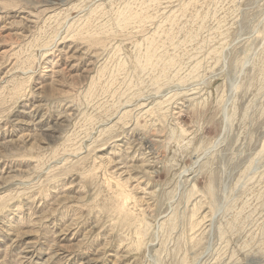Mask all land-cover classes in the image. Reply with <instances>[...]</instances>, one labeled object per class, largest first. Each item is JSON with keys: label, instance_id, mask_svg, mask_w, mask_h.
<instances>
[{"label": "rangeland", "instance_id": "obj_1", "mask_svg": "<svg viewBox=\"0 0 264 264\" xmlns=\"http://www.w3.org/2000/svg\"><path fill=\"white\" fill-rule=\"evenodd\" d=\"M137 1L0 0V264H264V0Z\"/></svg>", "mask_w": 264, "mask_h": 264}, {"label": "bare ground", "instance_id": "obj_2", "mask_svg": "<svg viewBox=\"0 0 264 264\" xmlns=\"http://www.w3.org/2000/svg\"><path fill=\"white\" fill-rule=\"evenodd\" d=\"M136 1H137V0H136ZM139 1H141V0H139ZM156 1H157V0H156ZM190 1H191V0H190ZM190 1L187 2V4H189L188 6H190V3L193 4V2H190ZM192 1H193V0H192ZM129 2H130V1H129ZM132 2H133V0H132ZM137 2H138V1H137ZM137 2H135V3H137ZM142 3H144V2H141V4H142ZM126 4H127L126 2H125V5L123 4V5H124V8H125V6H128V5H126ZM137 4L139 5V2H138ZM141 4H140V5H141ZM187 4H186V5H187ZM128 7H129V6H128ZM137 7H138V6H137ZM141 7H143V5H142ZM183 7H184V6H183ZM185 7H186V6H185ZM122 8H123V6H122ZM124 8H123V9H124ZM126 8H127V7H126ZM139 8H140V7H139ZM99 9H100V8H99ZM129 9H130V7L128 8V10H129ZM139 10H142V9L140 8ZM126 11H127V9H126ZM129 11H130V10H129ZM144 11H147V10L144 9ZM144 11H141L140 13L143 14V13H145ZM89 12H90V11H89ZM95 12H96V11H95ZM114 12H115V11H114ZM114 12H113V15L115 16ZM198 12H199V11H198ZM115 13H117V11H116ZM122 13H123V12H122ZM122 13H119V14L117 15V20H113V21H114V22L117 21V23L120 24L121 26H122V25H126L125 27H127V24L129 23V21H130L131 19L134 20L135 17L133 16V18H131V15H129V13L126 14V15H125L124 13H123V14H122ZM131 13H132V12H131ZM133 13H134V12H133ZM194 14H195V13H194ZM136 15H139V14H136ZM136 15H135V16H136ZM143 15H144V14H143ZM90 16H91V15H90ZM140 16H142V15H140ZM144 16H145V15H144ZM51 17H52V16H51ZM51 17H50V18H51ZM92 17H93V14H92ZM95 17H96V16H95ZM136 17H137V16H136ZM149 17H151V16H149ZM149 17H148V18H149ZM204 17H205V16H204ZM154 18H155V17H154ZM85 19H86V18H85ZM95 19H96V18H95ZM98 19H99V18H98ZM112 19H113V18H112ZM143 19H145V18H143ZM151 19H152V17H151ZM89 20H90V19H89ZM195 20H196V18H195ZM85 21H86V20H85ZM131 21H132V20H131ZM134 21H135V20H134ZM134 21H133V22H134ZM140 21L142 22V23H141V22H140V23H141V26L143 27V24L145 23L146 20L143 21V20L140 19ZM148 21H149V20H148ZM90 22H91V20H90ZM90 22H88L89 25H90ZM97 22H98V20H97ZM138 22H139V20H138ZM199 22H200V21H199ZM73 23H74V22H73ZM95 23H96V22H95ZM95 23H94V24H95ZM115 23H116V22H115ZM117 23H116V25H118ZM171 23H172V22H171ZM177 23H178V22H177ZM84 24H85V23H84ZM129 24H130V23H129ZM136 24H137V23H136ZM136 24H135V25H136ZM116 25H115V26H116ZM120 25H118V26H120ZM159 25H160V24H158V26H159ZM163 25H164V23H163ZM84 26H86V25H84ZM128 26H129V25H128ZM139 26H140V25H139ZM82 27H83V26H82ZM125 27H124V28H125ZM142 27H141V28H142ZM160 27H161V25H160L159 27H157V28L160 30ZM115 28H116V27H115ZM124 28H123V29H124ZM129 28H130V27H129ZM126 29H128V27H127ZM126 29H125V30H126ZM201 29H202V28H201ZM116 30H118V29L116 28ZM119 30H122V27H119ZM119 30H118V32H120ZM155 30H156V29H155ZM161 30H164V29H161ZM87 31H88V30H87ZM122 31H123V30H122ZM129 31H130V30H129ZM217 31H218V30H217ZM124 32H125V31H124ZM130 32H131V31H130ZM142 32H144V31H142ZM156 32H157V31H156ZM159 32H160V31H159ZM220 32H221V31H220ZM131 33H132V32H131ZM161 33H162V32H161ZM191 33H192V32H191ZM197 33H198V32H197ZM123 34H124V33H123ZM146 34H147V33H146ZM146 34H144V35H146ZM162 34H164V33H162ZM168 34H170V33H168ZM168 34H167V35H168ZM71 35H72V34H71ZM79 35H80V34H79ZM157 35H158V34H157ZM157 35H156V37H158ZM164 35H165V34H164ZM96 36H97V35H96ZM128 36H129V35H128ZM153 36H154V35H153ZM160 36H161V35H160ZM170 36H171V35H170ZM126 37H127V36H126ZM130 37H131V35L129 36V38H130ZM141 37H142V35H141ZM154 37H155V36H154ZM154 37H147V38H145V40H143V39L141 40L142 42L146 41V42H145V44H146V49H145V53H144V55L142 56V59H141V58H139V59H141L143 65H145V66H147V67H149V66H153V65H151V64H152L153 59L156 57V55H155L156 50H159V51H160V50L162 49V48L158 49L159 44H158V46H157V44H156V41H157L158 39L156 38V39H157V40H156ZM171 37H172V36H171ZM54 38H55V37H54ZM129 38H128V39H129ZM159 38H160V37H159ZM163 38H164V37H163ZM128 39H125V40H128ZM67 40H68V39L65 38V41L61 42L60 44H62V43H66ZM164 40H165V39H164ZM166 40H167V39H166ZM168 40H169V39H168ZM192 40H193V39H192ZM181 41H182V40H181ZM54 42H55V41H54ZM158 42H160V41H158ZM164 43H165V42H164ZM115 44H116V43H115ZM115 44H114V45H115ZM139 44H140V43H139ZM139 44H138V45H139ZM145 44H143V45L145 46ZM49 45H51V43H50ZM117 45H118V44H117ZM117 45H116V47H118ZM120 45H121V44H120ZM120 45H119V46H120ZM162 46H163V45H162ZM164 46H165V45H164ZM164 46H163V47H164ZM50 47H51V46H50ZM138 47H140V45H139V46L136 45L135 48H138ZM73 48H74V46L69 45V49L72 50ZM176 48H177V47H176ZM75 49L77 50L76 47H75ZM100 49H101V48H100ZM116 49H117V48H116ZM116 49H114V50H116ZM138 49H139V48H138ZM138 49H137V50H138ZM164 49H165V47H164ZM101 50H102V49H101ZM117 50L119 51V50H120V47H119V49H117ZM211 50H212V49H211ZM105 51H106V50H105ZM118 51H117V52H118ZM120 51H121V50H120ZM139 51H140V50H139ZM139 51H138V52H139ZM159 51H157V52H159ZM261 51H262V50H261ZM114 52H115V51H114ZM114 52H113V53H114ZM135 52H136V50H135ZM138 52H137V53H138ZM94 53H95V52H94ZM104 53H105V52H104ZM107 53H108V51H107ZM110 53H111V50H110ZM140 53H141V52H140ZM98 54H100V53H97V55H98ZM117 54H119V57H120L121 53L119 52V53H117ZM141 54H142V53H141ZM84 55H85V54H83V56H84ZM103 55H104V54H103ZM107 55H108V54H107ZM114 55H115V57H116V53H115ZM136 55H137V54H136ZM139 55H140V54H139ZM165 55H166V54H165ZM83 56H82V57H83ZM109 56H111V55L109 54ZM126 56H127V55H126ZM129 56H130V55H129ZM134 56H135V55H134ZM91 57H94V58H95L94 55H91L90 58H91ZM105 57H106V56H105ZM140 57H141V56H140ZM162 57H163V56H162ZM112 58H114V57H112ZM132 58H133V57H132ZM109 59H110V58H108L107 60H109ZM135 59H136V57H135ZM139 59H138V60H139ZM169 59H170V58H169ZM99 60H100V59H99ZM114 60H115V59H114ZM129 60H130V59H129ZM136 60H137V59H136ZM174 60H175V59H174ZM87 61H88V60H87ZM91 61H92V60H91ZM123 61H124V59H123ZM110 62H111V60H110ZM110 62H109V63H110ZM115 62H116V61H115ZM129 62H130V61H129ZM134 62H135V60H134ZM136 62H138V61H136ZM136 62H135L134 64H139V63H136ZM140 62H141V61H140ZM166 62H167V61H166ZM86 63H87V62H86ZM105 63H106V62H105ZM111 63H112V62H111ZM111 63H110V64H111ZM117 63H119V62H117ZM124 63H125V62H124ZM122 64H123V63H122ZM122 64H121V65H122ZM171 64H172V63H171ZM90 65H91V63L88 62V65H87V66H90ZM119 65H120V64H119ZM132 65H133V64H132ZM155 65H156V64H155ZM158 65H159V64H158ZM158 65H156V68H157ZM166 65H167V64H166ZM168 65H169V64H168ZM168 65H167V67H169ZM107 66H108V65H107ZM107 66H106V67H107ZM123 66H124V64H123ZM137 66H138V65H137ZM137 66H136V67H137ZM139 66H140V64H139ZM119 67H120V66H119ZM121 67H122V66H121ZM133 67H134V66H133ZM140 67H142V66H140ZM162 67H163V66H162ZM90 68H91V67H90ZM90 68H89V69H90ZM143 68H144V66H143ZM143 68H142V70H143ZM145 68H146V67H145ZM241 68H242V67H241ZM103 69H105V68L102 67V70H103ZM149 69H151V68H149ZM163 69H164V68H163ZM165 69H167V68H165ZM90 70H91V69H90ZM105 70H107V69H105ZM139 70H140V69H139ZM153 70H154V69H153ZM160 70H162V69H160ZM160 70L158 71V72H159V77H160L161 75L164 76L165 71H163V70L160 71ZM167 71H168V70H166V72H167ZM86 72H87V71H86ZM112 72H113V68H112ZM115 72H116V70H115ZM99 73H100V72H99ZM101 73H102V72H101ZM104 73H107V72H104ZM140 73H141V72H140ZM97 75H98V74H97ZM99 75H100V74H99ZM99 75H98V76H99ZM110 75H111V74H110ZM110 75L107 74L108 77H110ZM172 76H173V75H172ZM100 77H101V76H100ZM111 77H112V75H111ZM161 77H162V76H161ZM161 77H160V78H161ZM165 77H166V76H165ZM94 79H95V78H94ZM158 79H159V78H158ZM92 80H93V79H92ZM97 80H99V79L97 78ZM99 81H100V80H99ZM181 82H182V81H181ZM91 84H92V83H90V85H91ZM180 84H181V83H180ZM175 92H176V91H175ZM128 93H129V92H128ZM139 95H141V93H139ZM131 97H132V95H131ZM135 97H136V96H135ZM135 97H134V98H135ZM129 98H130V97H129ZM134 98H133V99H134ZM162 99H163V98H162ZM127 100H128V99H127ZM129 100H131V99H129ZM183 100H184V99H183ZM148 101H149V100H148ZM148 101H147V102H148ZM155 103H156V102H155ZM129 104H130V103H129ZM146 104H147V103L144 102V100H143V103H142V104H138V106H140V107L142 108V106H146ZM125 105H126V104H125ZM153 105H154V104H153ZM122 106H123V105H122ZM126 106H127V105H126ZM138 106H137V107H138ZM123 107H124V106H123ZM127 107H128V106H127ZM140 107H139V108H140ZM125 108H126V107H125ZM160 108H161V107H160ZM143 109H144V107H143ZM124 111H125V110H124ZM137 111H139V110H137ZM143 112H144V113H143ZM125 113H128V112H124V113H122V115H124ZM122 115H120V116L122 117ZM107 116H108V115H107ZM135 116H136V115H135ZM152 116H153V117L155 116V115H154V111H153V109H148L147 111H146V109H145V111H142V113H140V114L138 113V117H139V118H142V119H145V120H148V117L151 118ZM150 118H149V119H150ZM137 119H138V118H137ZM137 119H136V120H137ZM108 120H109V119H108ZM134 120H135V119H134ZM136 120H135V123H136ZM158 120H159V119H158ZM157 122H159V121H157ZM157 122H156V123H157ZM152 124H154V123H152ZM134 128H135V127H134ZM136 129H137V127H136ZM128 131H130L129 133H131V132H132V133H133V132L135 133V131H137V130L134 131V129L131 128V130L129 129ZM183 133H185V132H183ZM183 133H181V134H183ZM185 135H186V134H185ZM135 137H136V136H135ZM129 140H130V139H129ZM129 140H128V141H129ZM131 140H132V138H131ZM141 140H142V139H141ZM128 141H127V142H128ZM139 141H140V140H139ZM139 141H138V142H139ZM146 143H147V142H146ZM131 144H132V143H131ZM133 144H134V142H133ZM149 150H150V149H149ZM152 154H153V153H152ZM152 154L150 155V158H149V161H151V162H147V164L145 165L146 167H147V166L149 167V165H151V164L154 165L153 160H155L156 158H153V155H152ZM144 159H145V158H144ZM147 161H148V160H147ZM155 162H156V161H155ZM145 166H144V167H145ZM139 172H140V171H139ZM150 174H151V173H150ZM115 184L118 185L119 182H115ZM128 199H129V197H126V201H127ZM202 199H203V198H202ZM201 202H202V201H201ZM205 202H206V201H205ZM210 202H211V201H210ZM123 204H124V202H123ZM128 204H129V203H128ZM185 204H186V203H185ZM124 205H125V204H124ZM204 205H205V204H204ZM209 205H210V204H209ZM122 208H123V207H122ZM190 208H191V207H190ZM202 208H203V204L200 203V202H198V201H197V203H195V204L193 203V204H192V208H191V210H190V212H189V216L186 217L188 221H186V223L183 221L182 231H180V232H182V234H186V233L189 232V233H191V236H195V237H196V234L199 233V232L201 231V225L203 224L202 221H203V219L206 217L205 215H202V214H203V212H201ZM209 208H211V206H210ZM202 211H203V210H202ZM198 212L200 213V217H199V218H198V216H196V215L198 214ZM205 214H207V213H205ZM207 215H208V214H207ZM195 217H197L198 219L195 218ZM194 218H195L196 221H193ZM200 218H202V219L199 220ZM206 218H208V216H207ZM128 219H129V218H128ZM172 220H173V217L171 216V218H169V219H168L166 222H164V223L169 224V222H171ZM228 220H229V219H228ZM164 223L160 225L161 229H160V227H159V229H160V231L163 230V232H166V230H165V225H166V224L164 225ZM137 225H138V224H137ZM141 225H142V224H141ZM145 225H147V224H145ZM68 227H69V226H68ZM168 227H169V226H168ZM144 228H145V227H144ZM143 230H145V229H143ZM147 230H148V229H147ZM158 231H159V230H158ZM219 231H220V230H219ZM173 232H175V227H171V226H170V227H169V230H167V232H166V236H170L169 234L172 235ZM176 233H177V232H176ZM137 234H138V232H137ZM145 234H146V230H145ZM201 234H203V231H202ZM201 234H200V235H201ZM223 235H224V234H223ZM164 236H165V235H163V237H164ZM184 236H185V235H184ZM137 241H138V240H137ZM192 243H193V245L191 246V248H194L195 246L198 245V242H197L196 240L192 241ZM137 245H138V243H137ZM139 246H140V244H139ZM139 246H138V247H139ZM139 249H140V248H139ZM220 252H221V251H220ZM187 253H188V251H187ZM189 253H190V252H189ZM193 253H194V251H193ZM217 253H218V252H217ZM223 253H224V252H223ZM218 254H220V253H218ZM194 256H195V255H194ZM187 257H188V256H187ZM182 258H183V257H182ZM191 258H192V257H191ZM184 259H185V257H184ZM184 259H182V260H183L184 262H185V261L187 262L188 259H187V260H186V259L184 260ZM194 260H195V259H194ZM184 262L181 261V264H184ZM90 264H91V263H90ZM185 264H186V263H185Z\"/></svg>", "mask_w": 264, "mask_h": 264}]
</instances>
